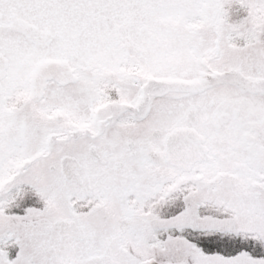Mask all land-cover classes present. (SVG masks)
<instances>
[{"label": "snow or ice", "instance_id": "snow-or-ice-1", "mask_svg": "<svg viewBox=\"0 0 264 264\" xmlns=\"http://www.w3.org/2000/svg\"><path fill=\"white\" fill-rule=\"evenodd\" d=\"M0 264H264V0H0Z\"/></svg>", "mask_w": 264, "mask_h": 264}]
</instances>
